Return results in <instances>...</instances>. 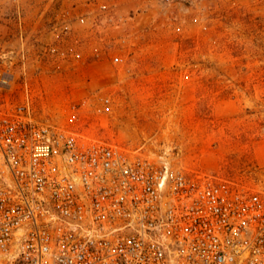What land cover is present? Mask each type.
<instances>
[{"label": "rangeland", "instance_id": "1", "mask_svg": "<svg viewBox=\"0 0 264 264\" xmlns=\"http://www.w3.org/2000/svg\"><path fill=\"white\" fill-rule=\"evenodd\" d=\"M0 88L86 139L264 195V0H0Z\"/></svg>", "mask_w": 264, "mask_h": 264}, {"label": "built area", "instance_id": "2", "mask_svg": "<svg viewBox=\"0 0 264 264\" xmlns=\"http://www.w3.org/2000/svg\"><path fill=\"white\" fill-rule=\"evenodd\" d=\"M0 264H264V195L2 101Z\"/></svg>", "mask_w": 264, "mask_h": 264}]
</instances>
